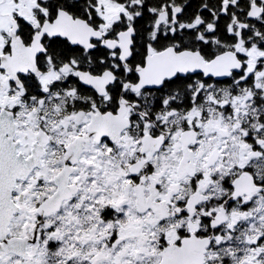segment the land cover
Returning a JSON list of instances; mask_svg holds the SVG:
<instances>
[{"label": "snow or ice", "instance_id": "snow-or-ice-1", "mask_svg": "<svg viewBox=\"0 0 264 264\" xmlns=\"http://www.w3.org/2000/svg\"><path fill=\"white\" fill-rule=\"evenodd\" d=\"M0 264H264V0H0Z\"/></svg>", "mask_w": 264, "mask_h": 264}]
</instances>
